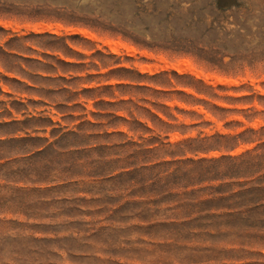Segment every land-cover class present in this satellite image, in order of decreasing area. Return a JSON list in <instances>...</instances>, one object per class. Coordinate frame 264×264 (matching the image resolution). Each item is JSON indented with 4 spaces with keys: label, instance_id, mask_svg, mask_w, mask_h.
Returning <instances> with one entry per match:
<instances>
[{
    "label": "rangeland",
    "instance_id": "rangeland-1",
    "mask_svg": "<svg viewBox=\"0 0 264 264\" xmlns=\"http://www.w3.org/2000/svg\"><path fill=\"white\" fill-rule=\"evenodd\" d=\"M0 264H264V0H0Z\"/></svg>",
    "mask_w": 264,
    "mask_h": 264
},
{
    "label": "bare ground",
    "instance_id": "bare-ground-1",
    "mask_svg": "<svg viewBox=\"0 0 264 264\" xmlns=\"http://www.w3.org/2000/svg\"><path fill=\"white\" fill-rule=\"evenodd\" d=\"M114 49H115V48H114ZM179 65H180V64H179ZM175 66H176V65H175ZM182 67H183V66H181L180 70L182 69ZM176 68H179V66H178V67H176ZM178 70H179V69H178ZM223 81H224V80H223Z\"/></svg>",
    "mask_w": 264,
    "mask_h": 264
}]
</instances>
